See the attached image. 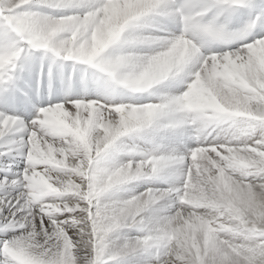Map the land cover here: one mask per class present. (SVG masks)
<instances>
[{"label":"snow or ice","instance_id":"snow-or-ice-1","mask_svg":"<svg viewBox=\"0 0 264 264\" xmlns=\"http://www.w3.org/2000/svg\"><path fill=\"white\" fill-rule=\"evenodd\" d=\"M0 264H264V0H0Z\"/></svg>","mask_w":264,"mask_h":264}]
</instances>
